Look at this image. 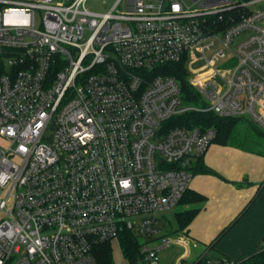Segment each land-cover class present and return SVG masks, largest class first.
Listing matches in <instances>:
<instances>
[{"label":"built area","instance_id":"obj_1","mask_svg":"<svg viewBox=\"0 0 264 264\" xmlns=\"http://www.w3.org/2000/svg\"><path fill=\"white\" fill-rule=\"evenodd\" d=\"M261 3L0 0V264H95L124 232L141 263L173 244L186 260L190 240L162 235L159 213L217 132L170 122L211 112L264 128ZM178 64L199 103L166 74Z\"/></svg>","mask_w":264,"mask_h":264},{"label":"crops","instance_id":"obj_2","mask_svg":"<svg viewBox=\"0 0 264 264\" xmlns=\"http://www.w3.org/2000/svg\"><path fill=\"white\" fill-rule=\"evenodd\" d=\"M203 160L216 174L192 178L190 189L205 200L179 233L190 240L189 257L180 260L184 251L175 264L191 263L202 253L244 262L264 249V153L213 142Z\"/></svg>","mask_w":264,"mask_h":264},{"label":"trees","instance_id":"obj_3","mask_svg":"<svg viewBox=\"0 0 264 264\" xmlns=\"http://www.w3.org/2000/svg\"><path fill=\"white\" fill-rule=\"evenodd\" d=\"M170 67V68H169ZM173 67V68H171ZM166 74L174 76L179 79L181 83L182 92L185 94L188 102L199 103L197 94H193L188 81L187 71L183 64L175 66H168ZM242 118H221L213 113H197L187 112L180 117L171 120L170 123L178 126L190 127L194 125H202L203 127H212L216 130L217 136L214 143L221 145H228L231 143V139L234 135V131L239 121ZM251 127L255 128L258 133L264 132V128L258 126L255 122L248 119ZM195 174H216V172L208 167L203 160V157L199 158L192 168ZM205 200V196L197 191L189 189L184 195L179 205L183 208L175 211V219L177 223V229L173 233H181L188 228L195 216L200 210L197 205L201 204ZM251 203V202H250ZM250 205V204H249ZM189 206V207H185ZM171 223V222H170ZM117 240V239H116ZM113 241L103 243L99 245L96 250V263L95 264H116L113 252ZM141 240L131 232L121 233L118 237V243L120 245L124 258L129 264H140L139 248L141 246ZM144 264V263H141ZM189 264H205L201 260H194ZM244 264H264V249L250 256Z\"/></svg>","mask_w":264,"mask_h":264},{"label":"rangeland","instance_id":"obj_4","mask_svg":"<svg viewBox=\"0 0 264 264\" xmlns=\"http://www.w3.org/2000/svg\"><path fill=\"white\" fill-rule=\"evenodd\" d=\"M95 4L93 5V7ZM108 5H103L99 3L97 8L99 10L105 11ZM264 7V3L259 4L255 8H262ZM221 67H230L231 64L229 63H222L220 64ZM4 145V141L0 139V147ZM234 148H244L247 151L253 152H262L264 153V132L261 134L258 133L255 128L251 127L248 118H242L238 125L235 128L234 135L231 139V143L228 144ZM186 207V206H185ZM197 207H201V204L197 205ZM181 205L176 206L171 210L163 211L159 213V217H164L165 222L161 226L162 228V235H177L179 233H173L177 229V223L175 219V211L182 209ZM141 217L133 218L134 221L139 220ZM168 219V220H167ZM171 222V223H170ZM142 240V239H141ZM113 252H114V259L116 264H128L127 261H124L122 258L121 248L117 240H113ZM185 251V248L180 247L178 245H171L167 249L161 251L158 255L159 264H175L177 258ZM141 264V263H140Z\"/></svg>","mask_w":264,"mask_h":264}]
</instances>
